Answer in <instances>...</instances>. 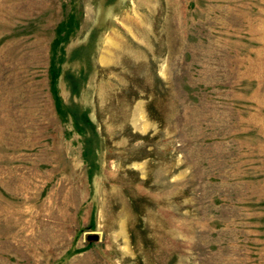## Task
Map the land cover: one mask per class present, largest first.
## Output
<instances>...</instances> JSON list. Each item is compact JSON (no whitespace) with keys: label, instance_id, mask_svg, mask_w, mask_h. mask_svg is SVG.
Returning <instances> with one entry per match:
<instances>
[{"label":"rangeland","instance_id":"1","mask_svg":"<svg viewBox=\"0 0 264 264\" xmlns=\"http://www.w3.org/2000/svg\"><path fill=\"white\" fill-rule=\"evenodd\" d=\"M0 264H264V0H0Z\"/></svg>","mask_w":264,"mask_h":264},{"label":"water","instance_id":"2","mask_svg":"<svg viewBox=\"0 0 264 264\" xmlns=\"http://www.w3.org/2000/svg\"><path fill=\"white\" fill-rule=\"evenodd\" d=\"M87 240L88 241H96L97 240V236H95V235L91 236L90 235V236L87 237Z\"/></svg>","mask_w":264,"mask_h":264}]
</instances>
